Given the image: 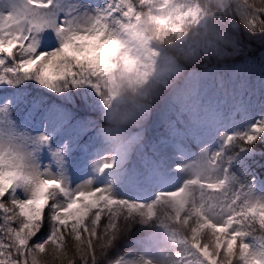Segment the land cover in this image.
<instances>
[{"label":"snow or ice","instance_id":"snow-or-ice-1","mask_svg":"<svg viewBox=\"0 0 264 264\" xmlns=\"http://www.w3.org/2000/svg\"><path fill=\"white\" fill-rule=\"evenodd\" d=\"M140 12L136 0H108L91 11L84 0H0V264H264V195L233 172L236 154H227L264 139V120L226 135L220 149L183 169L188 179L149 203L117 199L91 182L73 188L64 178L66 161L73 171L80 161L65 156L60 133L53 136V105L63 110L90 90L101 95L100 81L123 47L117 33ZM227 13L264 32V0H230ZM202 15L189 5L153 20L179 38ZM123 61L135 64L128 55ZM132 216L165 230L167 256H112L118 225Z\"/></svg>","mask_w":264,"mask_h":264},{"label":"rangeland","instance_id":"rangeland-1","mask_svg":"<svg viewBox=\"0 0 264 264\" xmlns=\"http://www.w3.org/2000/svg\"><path fill=\"white\" fill-rule=\"evenodd\" d=\"M108 0H84V4L88 9L95 10L103 8ZM48 30L41 33L40 44L45 42ZM59 45L60 40L56 33L52 32ZM246 65V64H245ZM261 69L263 67L258 66ZM244 66L239 65L233 71L237 77L232 88H237L238 92L245 87V81L242 80V70ZM258 71L257 67H248V71ZM259 79V85H263L255 91L254 94L242 95L239 93L229 100L224 99L222 105L216 103L217 94L209 93L213 83L209 82L211 76L209 73L188 74L181 83L174 85L166 96L160 98L159 107L151 111L149 109L141 123L134 126L131 134L138 140L145 139L149 141V152L146 161L148 170V182L150 188H145L139 194H129L123 188L116 186L115 181L120 175L118 170H104L103 174H99L101 165L113 161L114 155L109 158L100 137L91 139L81 148V154L75 156L79 159V168L73 171L70 163L66 161L64 166V178L69 186L75 188L81 184L91 182L93 184H101L112 189V194L116 198H125L130 201L149 203L157 193L165 190H171L182 184L189 177V173L183 169L199 160L204 154H211L216 151L214 144L223 142L226 135L232 134V126L239 124L243 120L242 131H246L251 124L264 120V75L256 76ZM259 90H263L260 93ZM3 94H0L2 96ZM197 96V102L194 105L193 112L196 116V127L192 132V139L196 143L198 150H188L185 146L174 139L181 134V130L174 129L169 133L168 137H159L158 139L149 137V131L162 126H171L173 111L180 105H185L187 99L191 96ZM90 96L95 99L92 103L93 107L102 112V100L98 97L97 92L90 90ZM229 100V101H228ZM240 107L238 108V106ZM222 106L225 107L222 110ZM7 107V104L5 105ZM238 108V109H237ZM55 136V132L53 133ZM191 138V136L189 137ZM149 139V140H148ZM61 146L63 143L61 141ZM257 146H250L249 149L242 152L245 156L252 157L259 152ZM245 161V158L242 159ZM48 163L49 160L44 161ZM247 166V164H246ZM254 186L259 194L264 195V178H253ZM156 221H152V225ZM172 249L171 241L168 234L161 228L155 229L147 237H138L131 242V247L122 250L117 257H124L127 260H136L137 257L159 259L167 256Z\"/></svg>","mask_w":264,"mask_h":264},{"label":"clouds","instance_id":"clouds-1","mask_svg":"<svg viewBox=\"0 0 264 264\" xmlns=\"http://www.w3.org/2000/svg\"><path fill=\"white\" fill-rule=\"evenodd\" d=\"M229 3L230 0H136L140 15L117 33L123 47L114 59L113 70L100 81L103 110L97 132L109 158L126 149L129 131L141 123L164 91L181 80L187 64L218 55L227 37L216 18L227 13ZM189 5H198L203 15L199 24H186L179 38L160 30L153 20L154 16L174 14ZM125 55L134 59V66L124 63Z\"/></svg>","mask_w":264,"mask_h":264},{"label":"trees","instance_id":"trees-1","mask_svg":"<svg viewBox=\"0 0 264 264\" xmlns=\"http://www.w3.org/2000/svg\"><path fill=\"white\" fill-rule=\"evenodd\" d=\"M262 19H264V17H262ZM216 23L224 30V35L227 37L225 45L218 49V55L209 56L207 58L201 57L198 61L187 64L185 70H200L207 66L236 64L241 61L264 64V32L259 30L253 32L240 21L238 16L235 20L231 13H226L217 17ZM28 83L35 84V82ZM36 87L40 88L41 86L36 85ZM44 91L48 92L49 90L44 89ZM72 91L76 92L78 90L72 89ZM51 96L56 98L55 93H51ZM94 101V98L83 96L74 97V103L69 104L68 107L63 110L53 105L52 119L58 130H66V127L75 120L81 121L82 119H87L91 121L83 123V129L80 130L78 134H75L74 137L72 136L69 145L73 143L77 144L80 140H83L87 130L91 128L92 123L97 124L101 112L93 107L92 103ZM253 145L257 146L262 153L258 156V161L260 162L259 169L264 171V139L257 141ZM232 151V149H228L227 154H231ZM151 224L152 221L144 220L139 216H132L126 220H122L112 238V256L117 257L121 254L122 250L129 247L133 237L146 234Z\"/></svg>","mask_w":264,"mask_h":264},{"label":"bare ground","instance_id":"bare-ground-1","mask_svg":"<svg viewBox=\"0 0 264 264\" xmlns=\"http://www.w3.org/2000/svg\"><path fill=\"white\" fill-rule=\"evenodd\" d=\"M139 260H140L139 257H137L136 261H139Z\"/></svg>","mask_w":264,"mask_h":264}]
</instances>
